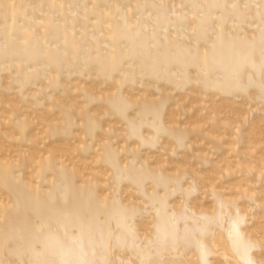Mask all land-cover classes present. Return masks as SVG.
<instances>
[{
    "label": "bare ground",
    "instance_id": "1",
    "mask_svg": "<svg viewBox=\"0 0 264 264\" xmlns=\"http://www.w3.org/2000/svg\"><path fill=\"white\" fill-rule=\"evenodd\" d=\"M176 92L223 130L172 120ZM261 111L264 0H0V264H264L254 195L197 197Z\"/></svg>",
    "mask_w": 264,
    "mask_h": 264
},
{
    "label": "rangeland",
    "instance_id": "2",
    "mask_svg": "<svg viewBox=\"0 0 264 264\" xmlns=\"http://www.w3.org/2000/svg\"><path fill=\"white\" fill-rule=\"evenodd\" d=\"M136 88H139V87H136ZM195 92L198 93V91H195ZM132 93L137 95L138 91H134ZM141 94L144 95V93L142 92H139L138 95H141ZM193 97H194L193 95L188 96V92H176L173 111H170L171 113L169 112V116L171 115L170 118L174 120L176 123L180 124L181 127H188V128L198 127L200 128L201 132L203 131L205 133L213 132L215 136H217L219 134L218 132H221V130L223 129H212L211 128L212 126L210 125V123L208 124V123L201 122L206 119V117L204 116L205 113L207 112L210 113V111L207 110L205 107L202 108L201 103L193 101ZM196 99H201V97L196 95ZM181 107H183L185 111L182 110ZM235 107L238 111L240 108L243 111L246 110L244 107L240 105H236ZM260 114L263 115L262 118L264 119V112L261 111ZM260 114H256L257 117ZM218 115H219V119H221L226 114H224V112H219ZM169 116H168V119H169ZM254 117L256 116L254 115ZM187 121L190 123V125L188 124ZM257 129L259 130L257 132L261 134L259 136H256L257 139L255 138V136H253V138L257 140L258 145L260 143L261 144L259 147L256 146V148L251 146V151L246 156H243V154L239 152L237 154V153H233L231 150H227V149H230L229 147L232 141V135L230 134V130H229V132L225 136L226 146L222 150L224 153L222 157L226 160V162L220 164L221 165V167L219 166L220 170L216 169V170L206 172L205 183L204 184L202 183V185L204 186V190L203 188L200 187V194H198L197 197L198 198H209L208 201H210L211 200L210 197L204 195L206 191H210V190H214L215 192L223 194L227 198H233V200L235 199L238 200L240 198L246 199L247 196L251 194L254 195V198L256 199V201L247 198L246 202H250V203L245 204V206H242V208L244 211H248L249 209L252 208V210L257 214L256 219L252 221H248V225L252 226L255 223H259L260 225L258 228H256V231L259 230L257 232L261 233L260 231L262 230L264 231V217H262V215H264V180L257 183L255 178L256 176L258 177L257 172L259 174H264V169H262L259 165V163L261 162L260 154L261 152L262 153L264 152V148H263L264 147V131H263L264 121L257 126ZM245 130H248V127H246ZM5 140L6 139L2 135H0V143L4 145L3 150H6L7 152H5V154L9 155L14 152L16 147H11V146L8 147L7 146L8 143H6ZM251 144L255 145V143L254 144L251 143ZM243 145L244 143L241 145V147ZM249 146L250 144L245 143V147L244 146L243 147L244 149H246V148H249ZM208 147L210 146L207 144L206 140H199L196 142L193 148L194 150H198V151H195L196 153H200L203 156H210L207 150ZM23 150L25 149L23 148ZM153 152L155 153H152L153 154L152 157L157 156V159L154 158L155 161L158 160L159 162H163L164 165L167 164V166L171 169L173 167H176L177 165L176 162L178 161L180 163L179 166L184 165V167L186 168H188L189 164L193 162V158L189 154L182 155V153H180V155H178L177 157H172L171 155H169V153L164 152V151L156 152L155 150H153ZM215 158H216V155H213L210 160H214ZM238 159H239V162L242 160H246L247 162H245L243 166H247V168H250V169L255 168L254 170L255 174L253 176L248 175L249 176L248 177L247 175L245 176L244 174L245 173L244 168H239L242 171L237 169L236 163ZM91 160L92 159H90V157L89 158L87 157L85 161L86 164L89 166V168L84 171L85 174L91 175L94 173V170H90L91 168L95 169L94 168L95 166L91 164ZM214 165L215 164H211L210 167L212 168ZM221 168H225V169L222 170ZM247 168H246V171H247ZM193 169L198 172H201L203 170V168H201L198 165L194 166ZM224 171H230L232 173L231 177L227 180L221 179V177L223 178L222 172ZM251 190H254V191H251ZM242 201L245 202V200H242ZM240 204H243V203L240 202ZM252 205L253 207H251Z\"/></svg>",
    "mask_w": 264,
    "mask_h": 264
}]
</instances>
